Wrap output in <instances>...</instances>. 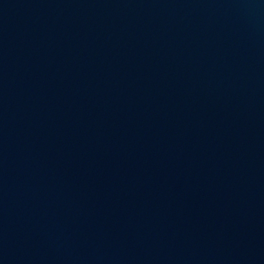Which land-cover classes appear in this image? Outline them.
Wrapping results in <instances>:
<instances>
[{
  "label": "water",
  "instance_id": "obj_1",
  "mask_svg": "<svg viewBox=\"0 0 264 264\" xmlns=\"http://www.w3.org/2000/svg\"><path fill=\"white\" fill-rule=\"evenodd\" d=\"M0 264H264V0H0Z\"/></svg>",
  "mask_w": 264,
  "mask_h": 264
}]
</instances>
